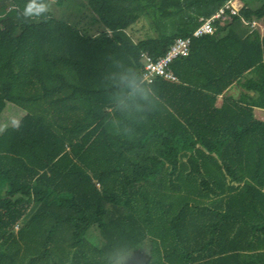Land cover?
I'll use <instances>...</instances> for the list:
<instances>
[{"label": "trees", "instance_id": "1", "mask_svg": "<svg viewBox=\"0 0 264 264\" xmlns=\"http://www.w3.org/2000/svg\"><path fill=\"white\" fill-rule=\"evenodd\" d=\"M227 1L84 0L87 33L52 0L39 17L0 0V33L21 16L0 39V118L26 111L0 132V264H264V0L194 38L177 80L142 75ZM235 83L253 96L219 103Z\"/></svg>", "mask_w": 264, "mask_h": 264}, {"label": "built area", "instance_id": "2", "mask_svg": "<svg viewBox=\"0 0 264 264\" xmlns=\"http://www.w3.org/2000/svg\"><path fill=\"white\" fill-rule=\"evenodd\" d=\"M243 7L241 0H228L213 15L208 18H201L199 26L193 31L191 36H179L169 46L165 54L158 58L150 54L142 55V75L143 79L152 83L158 77H164L170 80H177L170 66L178 58L187 56L190 53L191 44L194 38L212 35L216 32V23L225 17L236 16L240 14ZM244 24L249 28H256L259 23L256 21H246Z\"/></svg>", "mask_w": 264, "mask_h": 264}, {"label": "rangeland", "instance_id": "3", "mask_svg": "<svg viewBox=\"0 0 264 264\" xmlns=\"http://www.w3.org/2000/svg\"><path fill=\"white\" fill-rule=\"evenodd\" d=\"M57 0H52L50 3L51 11L52 13L57 16L58 18H63V20L67 21L68 20V15H70V18H73V13L76 11V14L81 12V16L79 19L80 22V27L84 30L87 31V33H98L99 32V27L97 26L96 21L94 20V16L92 13L88 10L83 8L82 2L84 0H75V2L66 0L64 5L60 6L56 2ZM243 2V0H241ZM255 6H259L260 2L255 1L254 3ZM72 13V14H70ZM21 19V16H17L16 18H10L4 21V28L2 32L0 33V39L5 38L9 34H11L16 26L18 25V21ZM72 23V21H70ZM151 21L148 18V20L142 19L139 23L135 24V28L130 31V34L134 39L136 38H142L144 36H154L155 32L153 29L150 28ZM149 34V35H148ZM26 113V111L11 103L8 102L4 111L1 114L0 118V132L4 131L5 129L15 126L21 117ZM4 187L1 188V191L4 192ZM86 234L88 237H91V239L94 241L95 244L101 245L102 244V238L99 235V232L95 228H90Z\"/></svg>", "mask_w": 264, "mask_h": 264}, {"label": "crops", "instance_id": "4", "mask_svg": "<svg viewBox=\"0 0 264 264\" xmlns=\"http://www.w3.org/2000/svg\"><path fill=\"white\" fill-rule=\"evenodd\" d=\"M262 32H264V28L263 27H262ZM244 34H246V33H244ZM220 35H223V34H219V36ZM138 39L139 38H136V40H138ZM244 79L245 78H243L242 80H244ZM247 94H250L251 96H253V93L252 92H248L241 84L235 83V84L231 85L229 88H227L222 94L219 95V103L223 102V98L224 97H233V98L239 100V99L243 98ZM255 112H256V114L259 117L264 119V110H262L260 108H255Z\"/></svg>", "mask_w": 264, "mask_h": 264}, {"label": "clouds", "instance_id": "5", "mask_svg": "<svg viewBox=\"0 0 264 264\" xmlns=\"http://www.w3.org/2000/svg\"><path fill=\"white\" fill-rule=\"evenodd\" d=\"M48 10L49 9L47 5L44 4L38 5L36 3V0H29L22 14L27 17H31V16L39 17L41 16V14L48 12Z\"/></svg>", "mask_w": 264, "mask_h": 264}]
</instances>
